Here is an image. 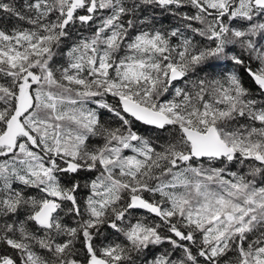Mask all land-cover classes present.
<instances>
[{"label": "snow or ice", "instance_id": "snow-or-ice-1", "mask_svg": "<svg viewBox=\"0 0 264 264\" xmlns=\"http://www.w3.org/2000/svg\"><path fill=\"white\" fill-rule=\"evenodd\" d=\"M0 13V264H264V0Z\"/></svg>", "mask_w": 264, "mask_h": 264}, {"label": "trees", "instance_id": "trees-1", "mask_svg": "<svg viewBox=\"0 0 264 264\" xmlns=\"http://www.w3.org/2000/svg\"><path fill=\"white\" fill-rule=\"evenodd\" d=\"M5 2L14 3L17 6H19V5H21L24 2V0H5ZM0 17H4V14L0 13ZM15 23H16L15 18L8 19V18L5 17L4 20L2 22H0V26H5L6 25L10 29L11 26L13 24H15ZM170 23H175L173 18L170 17V16L166 17L163 20V25L165 27H168ZM17 26L29 27L28 24L23 23V22H21ZM196 41L201 43V44L206 43V41H203L202 38H200V37H196ZM253 66H255V65H253ZM228 67L230 68V67H232V65L229 64ZM242 71L243 70H241V72ZM200 75H203V73H200ZM245 80H246V82H249V81H247V77H245ZM3 82H4V80L2 78H0V83H3ZM179 86H183V85L181 84ZM166 98H171V95L169 94ZM108 99H109V102H112L111 101V97H109ZM88 106L89 107H95V105H92V104H89ZM101 112L103 113L102 114V121L110 123L111 126H116V122H114V118L111 116V114H109L106 110H101ZM101 142H102V140L99 137H92L91 141H90V143H92V144H98V143H101ZM205 166L220 167L222 165H220L219 163H213V164L209 165L207 162H205ZM237 170L242 171V172H246L247 171V167L245 166V167L241 168L239 165H229V171H237ZM135 215H136L137 218H148L150 221L155 219L154 217H149L147 213H143V212H137ZM109 231L112 233L110 238L117 239V235L112 230H109ZM120 239H122V237ZM165 247H167V245H165ZM156 251H159V249H156ZM230 256H231V254H230Z\"/></svg>", "mask_w": 264, "mask_h": 264}]
</instances>
